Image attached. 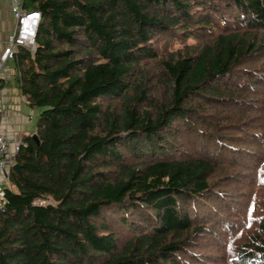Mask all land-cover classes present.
Instances as JSON below:
<instances>
[{
  "label": "trees",
  "instance_id": "trees-1",
  "mask_svg": "<svg viewBox=\"0 0 264 264\" xmlns=\"http://www.w3.org/2000/svg\"><path fill=\"white\" fill-rule=\"evenodd\" d=\"M24 6L0 264H264V0Z\"/></svg>",
  "mask_w": 264,
  "mask_h": 264
},
{
  "label": "crops",
  "instance_id": "crops-1",
  "mask_svg": "<svg viewBox=\"0 0 264 264\" xmlns=\"http://www.w3.org/2000/svg\"><path fill=\"white\" fill-rule=\"evenodd\" d=\"M16 20L8 0H0V55L14 32ZM16 66L10 58L0 78L2 98L0 101V130L10 139L19 140L35 134L40 109L32 108L15 81ZM3 172L0 171V181Z\"/></svg>",
  "mask_w": 264,
  "mask_h": 264
},
{
  "label": "built area",
  "instance_id": "built-area-1",
  "mask_svg": "<svg viewBox=\"0 0 264 264\" xmlns=\"http://www.w3.org/2000/svg\"><path fill=\"white\" fill-rule=\"evenodd\" d=\"M11 12L16 20V26L7 46L0 55V78L10 58L14 57L18 45L32 52L36 50V35L42 14L39 10H29L24 6L25 0H8ZM2 87L0 85V101ZM26 145L24 138L10 139L0 130V171L3 178L0 181V210L6 208V187L9 184V173L15 165V158L21 147ZM4 184H7L5 186ZM40 203H42L40 201Z\"/></svg>",
  "mask_w": 264,
  "mask_h": 264
},
{
  "label": "rangeland",
  "instance_id": "rangeland-1",
  "mask_svg": "<svg viewBox=\"0 0 264 264\" xmlns=\"http://www.w3.org/2000/svg\"><path fill=\"white\" fill-rule=\"evenodd\" d=\"M242 174V176H241V178L239 179V181L237 182V186H236V191H235V193H237V192H241V193H243V191H242V189H243V185L242 184H244V178H247L248 177V170H244V171H242L241 172ZM5 186H7V184H4ZM239 187V188H238ZM239 195H240V193H238ZM231 200V198L229 199V201ZM232 208H233V206H232ZM219 252H220V250H219ZM219 256V255H218Z\"/></svg>",
  "mask_w": 264,
  "mask_h": 264
},
{
  "label": "water",
  "instance_id": "water-1",
  "mask_svg": "<svg viewBox=\"0 0 264 264\" xmlns=\"http://www.w3.org/2000/svg\"><path fill=\"white\" fill-rule=\"evenodd\" d=\"M33 136H34V138H35L36 140H38V137H37L36 134H34ZM13 168H14L15 170H17V171H20V165H19L18 163H16V164L13 166Z\"/></svg>",
  "mask_w": 264,
  "mask_h": 264
}]
</instances>
